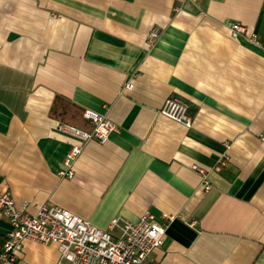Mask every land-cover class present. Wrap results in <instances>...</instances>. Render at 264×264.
Returning a JSON list of instances; mask_svg holds the SVG:
<instances>
[{
  "label": "crops",
  "instance_id": "obj_1",
  "mask_svg": "<svg viewBox=\"0 0 264 264\" xmlns=\"http://www.w3.org/2000/svg\"><path fill=\"white\" fill-rule=\"evenodd\" d=\"M230 20L261 43L233 37ZM168 97L191 127L160 113ZM58 99L118 129L83 143L58 128ZM263 133L264 0H0V190L18 206L59 205L100 227L173 215L154 264H264ZM10 230L0 212V249ZM59 255L27 240L13 264Z\"/></svg>",
  "mask_w": 264,
  "mask_h": 264
},
{
  "label": "built area",
  "instance_id": "obj_2",
  "mask_svg": "<svg viewBox=\"0 0 264 264\" xmlns=\"http://www.w3.org/2000/svg\"><path fill=\"white\" fill-rule=\"evenodd\" d=\"M226 26L233 37L247 35L251 41L261 43L257 33H250L248 27L238 21H227ZM159 36V27H154L148 35V42L154 44ZM125 88L132 89L133 83L129 81ZM160 113L186 127L193 124L189 107L180 98H166ZM83 116L92 125L90 130L62 122L58 128L83 143L90 140L105 143L118 129L115 122L94 110L85 109ZM261 139L264 140V133ZM81 152L82 145L72 147L64 160V168L59 172L62 177L74 176L73 165ZM228 161L226 153L219 163L227 165ZM193 168L200 173L204 189L211 190L213 184L208 172L198 165ZM0 212L11 225L0 249V264H13L27 240L57 244L60 255L56 264H154L152 253L163 245L167 225L174 219L173 215L164 214L160 221L154 213L146 211L137 221L114 216L107 227H100L59 205L44 204L31 212L29 203L18 206L9 190H0Z\"/></svg>",
  "mask_w": 264,
  "mask_h": 264
},
{
  "label": "trees",
  "instance_id": "obj_3",
  "mask_svg": "<svg viewBox=\"0 0 264 264\" xmlns=\"http://www.w3.org/2000/svg\"><path fill=\"white\" fill-rule=\"evenodd\" d=\"M84 110L80 109L71 101L58 99L52 108L51 115L62 123H69L79 128L90 130L92 125L83 116Z\"/></svg>",
  "mask_w": 264,
  "mask_h": 264
}]
</instances>
